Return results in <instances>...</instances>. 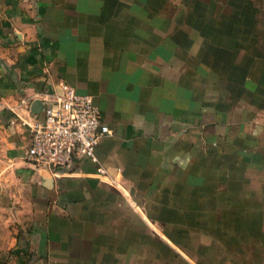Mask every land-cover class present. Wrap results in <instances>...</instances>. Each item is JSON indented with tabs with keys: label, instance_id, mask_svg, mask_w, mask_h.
<instances>
[{
	"label": "crops",
	"instance_id": "1",
	"mask_svg": "<svg viewBox=\"0 0 264 264\" xmlns=\"http://www.w3.org/2000/svg\"><path fill=\"white\" fill-rule=\"evenodd\" d=\"M62 82L111 134L35 171ZM0 194L14 264H264V0H0Z\"/></svg>",
	"mask_w": 264,
	"mask_h": 264
},
{
	"label": "built area",
	"instance_id": "2",
	"mask_svg": "<svg viewBox=\"0 0 264 264\" xmlns=\"http://www.w3.org/2000/svg\"><path fill=\"white\" fill-rule=\"evenodd\" d=\"M60 87V94L42 95L36 119L23 121L30 139L24 156L35 171L58 173L78 159L96 163L100 139L111 134L92 95L65 82Z\"/></svg>",
	"mask_w": 264,
	"mask_h": 264
},
{
	"label": "rangeland",
	"instance_id": "3",
	"mask_svg": "<svg viewBox=\"0 0 264 264\" xmlns=\"http://www.w3.org/2000/svg\"><path fill=\"white\" fill-rule=\"evenodd\" d=\"M13 200L0 194V264H14V237L17 234L18 212Z\"/></svg>",
	"mask_w": 264,
	"mask_h": 264
},
{
	"label": "water",
	"instance_id": "4",
	"mask_svg": "<svg viewBox=\"0 0 264 264\" xmlns=\"http://www.w3.org/2000/svg\"><path fill=\"white\" fill-rule=\"evenodd\" d=\"M41 108V100L37 101L36 104L32 107L33 110H39Z\"/></svg>",
	"mask_w": 264,
	"mask_h": 264
}]
</instances>
